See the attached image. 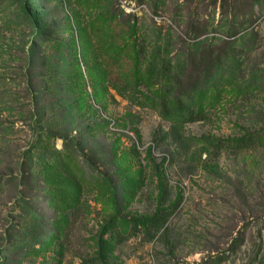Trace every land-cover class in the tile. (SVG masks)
<instances>
[{
	"label": "rangeland",
	"instance_id": "1",
	"mask_svg": "<svg viewBox=\"0 0 264 264\" xmlns=\"http://www.w3.org/2000/svg\"><path fill=\"white\" fill-rule=\"evenodd\" d=\"M161 61L208 120L160 118ZM248 134L264 0H0V264H264Z\"/></svg>",
	"mask_w": 264,
	"mask_h": 264
},
{
	"label": "trees",
	"instance_id": "2",
	"mask_svg": "<svg viewBox=\"0 0 264 264\" xmlns=\"http://www.w3.org/2000/svg\"><path fill=\"white\" fill-rule=\"evenodd\" d=\"M217 61L218 60H215L212 63V67L215 70L220 69L223 66L222 63ZM150 75L152 82L155 85L167 84L165 99L161 102L159 109V116L162 120L192 124L209 119L203 111L193 105L198 88H195L194 86H184L181 89H177L181 76L179 73L172 74L169 70L168 64L161 61L159 68L152 64L150 66ZM213 77V74L208 73L204 78V86H214ZM260 139L264 140V134L261 136L253 134L244 135L231 144L230 149L240 151L254 148L259 144ZM216 145L218 147H223L225 144L218 142ZM165 219L166 214H160V217L152 221L151 227L156 229Z\"/></svg>",
	"mask_w": 264,
	"mask_h": 264
}]
</instances>
